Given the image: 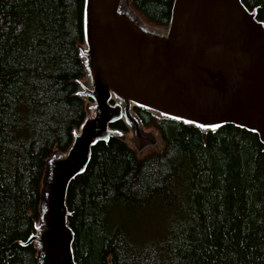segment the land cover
<instances>
[{"label":"trees","instance_id":"16d2710c","mask_svg":"<svg viewBox=\"0 0 264 264\" xmlns=\"http://www.w3.org/2000/svg\"><path fill=\"white\" fill-rule=\"evenodd\" d=\"M264 21V0H242ZM85 0H0V264H38L22 247L39 218L47 160L86 117ZM168 25L174 0H130ZM162 148L140 157L127 140L100 143L67 205L77 264H264V145L234 126L203 133L135 109ZM115 129L130 134L119 122ZM134 218L133 226L122 217ZM126 215V216H127ZM138 218L159 225L139 233Z\"/></svg>","mask_w":264,"mask_h":264},{"label":"water","instance_id":"95a60500","mask_svg":"<svg viewBox=\"0 0 264 264\" xmlns=\"http://www.w3.org/2000/svg\"><path fill=\"white\" fill-rule=\"evenodd\" d=\"M86 77L76 96L86 117L65 152L47 160L39 218L22 247L34 245L38 264H77L67 201L93 149L128 134L138 152L156 146L135 109L203 133L234 126L264 145V21L242 0H174L164 27L149 25L130 0H85Z\"/></svg>","mask_w":264,"mask_h":264},{"label":"rangeland","instance_id":"374dc122","mask_svg":"<svg viewBox=\"0 0 264 264\" xmlns=\"http://www.w3.org/2000/svg\"><path fill=\"white\" fill-rule=\"evenodd\" d=\"M145 130L155 132L159 138V141H158V144L156 146L148 147L142 152L137 151L138 154L140 155V157H143L144 155L152 153V152H158L162 148V142L160 140L159 134L153 128H149V129H145ZM130 137H131V134H128L127 141H129L131 143ZM126 215H127V212H125L124 217H123V215L122 216L120 215V217H122L123 219L125 218L124 221L130 222L131 226H133V223L135 221L134 218H132L130 215H127V216ZM138 230H139V233H142V234H144L146 236H150V237H151V235H152V237L159 235V225L157 224L156 221H153L150 218H138Z\"/></svg>","mask_w":264,"mask_h":264}]
</instances>
